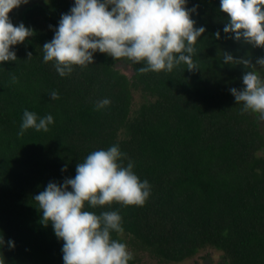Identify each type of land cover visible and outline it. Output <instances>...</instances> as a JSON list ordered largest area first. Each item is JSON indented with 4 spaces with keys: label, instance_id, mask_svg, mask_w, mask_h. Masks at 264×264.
Segmentation results:
<instances>
[{
    "label": "trees",
    "instance_id": "1",
    "mask_svg": "<svg viewBox=\"0 0 264 264\" xmlns=\"http://www.w3.org/2000/svg\"><path fill=\"white\" fill-rule=\"evenodd\" d=\"M74 3L30 0L9 13L35 34L11 46L16 61L0 62V259L64 264V242L42 223L34 196L50 182L75 178L92 152L118 146L124 165L133 162L134 174L148 181L149 198L143 206L84 210L121 215L123 232L110 235L127 245L129 264H141L139 254L181 263L206 250L221 253L217 264H264V133L259 114L242 112L230 91L242 90L243 75L253 69L223 60L224 53L248 58L257 71L264 48L223 31L229 21L220 0H187V9L196 8L195 27L205 28L192 57L199 69L181 64L140 74L144 62L122 58L128 77L117 69L120 60L97 51L93 64L61 77L54 61L44 62L43 45ZM103 99L111 103L97 110ZM25 110L54 122L47 132L30 128L21 136Z\"/></svg>",
    "mask_w": 264,
    "mask_h": 264
},
{
    "label": "clouds",
    "instance_id": "2",
    "mask_svg": "<svg viewBox=\"0 0 264 264\" xmlns=\"http://www.w3.org/2000/svg\"><path fill=\"white\" fill-rule=\"evenodd\" d=\"M28 2L0 0V62L16 61L11 46L35 34L23 23L14 26L9 17L13 9ZM186 4L187 0H75L70 14L62 15L53 39L43 45L44 62L54 61L61 77L71 74L74 66L93 64L97 51L115 60L144 62L145 66L138 69L140 74L171 72L181 64L189 71L197 70L192 57L205 28L195 27L191 13L196 8L187 9ZM220 9L229 21L223 29L225 33L234 34L236 41L264 48V0H220ZM215 36L219 39L220 33ZM31 56L28 53V58ZM223 60L253 69L243 75L242 90L230 91L236 102L243 104L242 112L258 113L264 120V79L256 67L248 58L235 59L227 53ZM256 64L264 69V57ZM12 80L16 82V77ZM50 96L53 100L59 98L56 91ZM110 103L109 99L98 101L96 109ZM53 122L52 115L38 118L36 113L25 110L19 135L30 128L47 132ZM125 157L118 146L94 151L76 166L75 178L66 179L62 185L50 182L34 196L42 210V223H51L57 238L64 242V264H129L133 259L127 245L110 235L113 231L123 232L121 215L116 211L97 215L84 210L86 204L93 208L113 202L124 206L145 204L150 185L134 174L133 162L124 165ZM4 243L0 237V246ZM7 243L15 247L13 241ZM0 264H5L4 259Z\"/></svg>",
    "mask_w": 264,
    "mask_h": 264
},
{
    "label": "rangeland",
    "instance_id": "3",
    "mask_svg": "<svg viewBox=\"0 0 264 264\" xmlns=\"http://www.w3.org/2000/svg\"><path fill=\"white\" fill-rule=\"evenodd\" d=\"M31 1H34V0H31ZM19 24H20V21L15 17L13 25L18 26ZM117 69H119L120 72L124 73L128 77H131L132 75L131 67L126 65L125 62L122 60L118 62ZM257 72L260 74L261 78L264 79V69H261L259 66V69L257 70ZM137 95L138 94H135L136 103H138ZM258 124L260 126V129L264 133V120H261L260 117H258ZM138 256L140 258L141 264H166V263H159L149 258L147 254H139ZM220 256H221L220 252H216L213 250H206V251L199 252L195 257L188 259L186 261H183L181 263H168V264H205V260L207 264H217L220 261Z\"/></svg>",
    "mask_w": 264,
    "mask_h": 264
}]
</instances>
